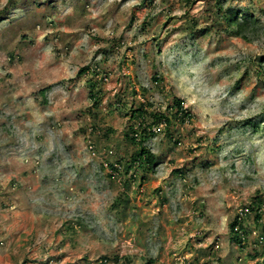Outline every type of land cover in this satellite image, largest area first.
Returning a JSON list of instances; mask_svg holds the SVG:
<instances>
[{"label": "rangeland", "instance_id": "obj_1", "mask_svg": "<svg viewBox=\"0 0 264 264\" xmlns=\"http://www.w3.org/2000/svg\"><path fill=\"white\" fill-rule=\"evenodd\" d=\"M263 228L264 0H0V264H264Z\"/></svg>", "mask_w": 264, "mask_h": 264}, {"label": "trees", "instance_id": "obj_2", "mask_svg": "<svg viewBox=\"0 0 264 264\" xmlns=\"http://www.w3.org/2000/svg\"><path fill=\"white\" fill-rule=\"evenodd\" d=\"M224 20L227 22L229 28H233L235 35L239 37H244L245 33L249 30L253 29L252 27L256 26L257 22L256 19L252 18V16L248 17L246 14H242V12H235L232 10L227 11L223 15ZM249 18V19H248ZM89 73H96L94 69H90L88 67L82 68L78 71V75L84 74L85 81L88 82L89 86V95L91 100L94 101L93 104L95 107H98L100 99L99 95L101 94L100 90L94 91L96 88V83L90 77ZM91 74V75H92ZM155 82L157 81L155 78L153 79ZM43 93L46 91L45 89L41 90ZM131 105V104H130ZM117 108H121L123 110H127V117H128V125L126 126L127 132L125 137L127 140L130 141H140L144 142L145 140L149 139L150 137L154 136V133L161 132L169 127L172 123V119H177L179 121H183L184 118L190 117L187 110L184 108V101L181 99H174L171 109V115L173 118L159 115L155 112H150L146 106L140 104L138 108H127L123 104V102L119 99L116 104ZM154 128L156 130H154ZM91 133L94 134V130H91ZM90 141V140H89ZM92 144V142H91ZM93 145V144H92ZM139 148L131 155V167L138 165L139 167L143 166L144 164L147 166H151L154 164L155 157L153 154H150L142 144H139ZM94 148V145L91 147ZM113 169L119 168V160L117 163L112 165ZM116 170V169H115ZM259 200L257 199L256 202ZM248 212L244 213L241 217H236V219L230 225V233L233 234L234 239L240 243L241 239L244 240V234L246 233L247 228V219H248ZM260 216L256 214L255 220L258 221ZM264 230V228H263ZM256 242V246H261L264 244V233L261 232L259 235L254 238ZM147 264H151V262H147Z\"/></svg>", "mask_w": 264, "mask_h": 264}]
</instances>
